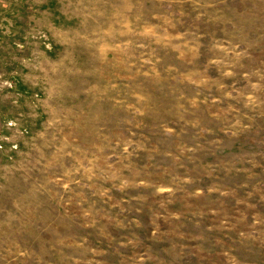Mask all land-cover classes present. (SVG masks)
Masks as SVG:
<instances>
[{
    "label": "rangeland",
    "instance_id": "374dc122",
    "mask_svg": "<svg viewBox=\"0 0 264 264\" xmlns=\"http://www.w3.org/2000/svg\"><path fill=\"white\" fill-rule=\"evenodd\" d=\"M0 264H264V0H0Z\"/></svg>",
    "mask_w": 264,
    "mask_h": 264
}]
</instances>
